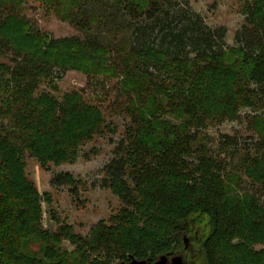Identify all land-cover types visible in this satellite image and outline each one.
I'll return each mask as SVG.
<instances>
[{
  "label": "trees",
  "instance_id": "trees-1",
  "mask_svg": "<svg viewBox=\"0 0 264 264\" xmlns=\"http://www.w3.org/2000/svg\"><path fill=\"white\" fill-rule=\"evenodd\" d=\"M23 1L0 0V264H152L184 247V235L197 238L205 216L203 264H264V201L241 191L238 174L264 197V119L253 116L254 152L228 135L212 149L203 135L244 108H264V0H244L246 21L230 48L227 28L209 26L187 0H43L66 5L64 19L85 38L34 29L15 5ZM71 70L120 78L108 108L129 121L102 169V186L124 206L87 236L56 212L57 230L44 228L42 204L53 197L27 174L28 155L49 170L118 133L84 91L51 92ZM51 184L74 195L85 187L70 172Z\"/></svg>",
  "mask_w": 264,
  "mask_h": 264
},
{
  "label": "rangeland",
  "instance_id": "rangeland-1",
  "mask_svg": "<svg viewBox=\"0 0 264 264\" xmlns=\"http://www.w3.org/2000/svg\"><path fill=\"white\" fill-rule=\"evenodd\" d=\"M15 4V3H14ZM189 7L200 13L205 22L211 27L225 26L227 28L226 45L230 48L236 45V33L244 26L246 21L244 0H187ZM17 5L21 14L30 20L34 29L41 30L53 38H63L80 36L84 34L77 30L67 18L64 19V6L54 1L24 0ZM6 61L5 58H1ZM120 78L88 77L87 75L71 70L67 72L57 84V88L52 90L53 94L61 97L65 92L80 89L84 91L86 97L91 102L101 105L109 121L118 127L117 134H106L104 137H96L94 141L86 144L80 150V156L74 163H64L61 165L51 164L49 170L42 168L40 163L32 156L27 158V174L33 180L41 193L51 192L53 204L43 202V226L50 232H55L58 228L53 219V212L65 222L72 224L76 233L87 236L92 227L99 221H108L113 214H116L124 206L123 200L112 192L109 188L102 186L105 173L102 169L111 161L114 156V148L122 138L128 120L115 114L108 108V104L113 102L115 95L119 92ZM49 90L47 84L41 85V90ZM258 115L264 119V108L253 111L249 108L241 110L237 120L224 122H213L203 130V135L209 138L205 143L208 147L216 149L219 146L222 136H230L240 148H249L259 140V134L253 129V116ZM98 150V154H94ZM246 151H243L245 154ZM90 155V159L85 154ZM230 162V159H228ZM236 163V161H235ZM238 164V160H237ZM243 171V170H242ZM70 172L76 178L81 179L85 187H80L79 193L72 194L69 187H54L51 184L52 178L60 173ZM241 191L257 193V197L264 201L259 185H253L249 176L245 172L239 171ZM237 184V181H236ZM234 185V184H233ZM243 191V192H244ZM208 217H203L195 227L197 238H191L189 247L192 253L189 256L192 264H203L199 241L209 232ZM69 250L76 247L70 242L64 243ZM34 252H38L40 245L33 241L28 245ZM186 252V250H185ZM184 255V252H182ZM112 264H119L118 261Z\"/></svg>",
  "mask_w": 264,
  "mask_h": 264
},
{
  "label": "water",
  "instance_id": "water-1",
  "mask_svg": "<svg viewBox=\"0 0 264 264\" xmlns=\"http://www.w3.org/2000/svg\"><path fill=\"white\" fill-rule=\"evenodd\" d=\"M184 242L183 244H187L189 238L187 235H184L183 237ZM183 247L178 250L175 254L169 256V255H162L152 264H187L184 255L182 253ZM121 264H150L148 260H138L136 258H133L130 262L128 263H121Z\"/></svg>",
  "mask_w": 264,
  "mask_h": 264
},
{
  "label": "flooded vegetation",
  "instance_id": "flooded-vegetation-1",
  "mask_svg": "<svg viewBox=\"0 0 264 264\" xmlns=\"http://www.w3.org/2000/svg\"><path fill=\"white\" fill-rule=\"evenodd\" d=\"M189 243H190V240H188V242H187L186 245L184 244V247H183V249H182V252H184V258H185L187 264H192V263H191V260L189 259V256H190V254L192 253V250H191V248L189 247ZM185 250H186V252H185Z\"/></svg>",
  "mask_w": 264,
  "mask_h": 264
}]
</instances>
